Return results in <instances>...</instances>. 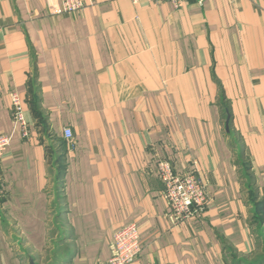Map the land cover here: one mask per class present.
<instances>
[{
	"label": "crops",
	"instance_id": "crops-1",
	"mask_svg": "<svg viewBox=\"0 0 264 264\" xmlns=\"http://www.w3.org/2000/svg\"><path fill=\"white\" fill-rule=\"evenodd\" d=\"M83 1L53 15L59 0H0V135L12 132L0 159V264H36L48 248L52 139L68 232L56 264H108L113 234L130 222L142 246L130 264H264V0ZM158 157L201 179V219L171 221Z\"/></svg>",
	"mask_w": 264,
	"mask_h": 264
},
{
	"label": "built area",
	"instance_id": "built-area-1",
	"mask_svg": "<svg viewBox=\"0 0 264 264\" xmlns=\"http://www.w3.org/2000/svg\"><path fill=\"white\" fill-rule=\"evenodd\" d=\"M152 3L169 2L180 7L185 0H149ZM204 0H196L202 3ZM83 0H59L51 14H65L81 10ZM11 120L20 129L21 137L28 135V126L24 117V109L17 93H11ZM10 133L0 135V159L11 139ZM62 138L70 141L73 133L69 127L62 129ZM154 175L163 185L162 194L168 205V216L174 223H182L188 219L199 220L209 203V193L201 179L193 171H178L167 159L156 158ZM2 176L0 171V186ZM142 250L138 227L130 222L120 227L112 236L108 264H130Z\"/></svg>",
	"mask_w": 264,
	"mask_h": 264
},
{
	"label": "rangeland",
	"instance_id": "rangeland-1",
	"mask_svg": "<svg viewBox=\"0 0 264 264\" xmlns=\"http://www.w3.org/2000/svg\"><path fill=\"white\" fill-rule=\"evenodd\" d=\"M50 139V138H49ZM230 144L233 147L235 154V162L240 169L242 178H244V193L248 201L255 202L256 194L255 188L252 183V177L248 173V163L243 156V148L241 142L235 136V134L230 135ZM48 160L52 169H50V189L52 194L50 218L48 222L49 229V240L48 248L42 255L37 257L36 264H56L54 260V255L56 249L59 247V243L68 237L67 229L64 226L62 213L64 209L63 205V190L61 175L63 170L62 161L60 164H56L57 157H59V150L62 148V144L58 140H48L46 143ZM63 251L68 250V246L64 245Z\"/></svg>",
	"mask_w": 264,
	"mask_h": 264
},
{
	"label": "trees",
	"instance_id": "trees-1",
	"mask_svg": "<svg viewBox=\"0 0 264 264\" xmlns=\"http://www.w3.org/2000/svg\"><path fill=\"white\" fill-rule=\"evenodd\" d=\"M221 107L223 108V105H221ZM225 114V112H224ZM224 119H225V115H224ZM229 132V131H228ZM62 178V177H61ZM62 181V180H61ZM62 190H63V183H62ZM256 194V193H255ZM255 201V200H254ZM249 202V201H248ZM251 202V201H250ZM253 204V211L255 212V214L259 211L260 209V206L261 205L258 203V202H251ZM259 220H260V217H259Z\"/></svg>",
	"mask_w": 264,
	"mask_h": 264
},
{
	"label": "water",
	"instance_id": "water-1",
	"mask_svg": "<svg viewBox=\"0 0 264 264\" xmlns=\"http://www.w3.org/2000/svg\"><path fill=\"white\" fill-rule=\"evenodd\" d=\"M225 131L228 132L229 131V126H228V118L225 121Z\"/></svg>",
	"mask_w": 264,
	"mask_h": 264
}]
</instances>
